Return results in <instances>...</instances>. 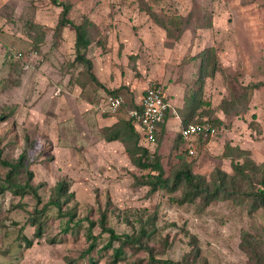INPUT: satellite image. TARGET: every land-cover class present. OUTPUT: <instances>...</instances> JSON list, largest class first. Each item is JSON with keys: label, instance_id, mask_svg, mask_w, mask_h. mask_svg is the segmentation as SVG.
I'll return each mask as SVG.
<instances>
[{"label": "rangeland", "instance_id": "1", "mask_svg": "<svg viewBox=\"0 0 264 264\" xmlns=\"http://www.w3.org/2000/svg\"><path fill=\"white\" fill-rule=\"evenodd\" d=\"M57 1L70 5L74 24H93L89 34L101 44L87 49L91 73L99 66L105 87L118 89L123 104L102 112L105 93L89 92L97 85L72 62V29L53 33L59 9L50 0H0V162L12 165L25 152L39 199L0 195V264H85L89 256L110 264V252L98 250L107 239L98 227L101 214L118 235L146 234L140 248L126 245L116 264H149L148 251L155 260L248 264L239 247L243 235L264 249V205L250 197L264 177V0ZM206 48L216 70L203 81L199 99L207 105L197 118L213 122L217 134L197 140L186 155L184 147L174 149L179 125L167 116L143 147L157 155L168 187L184 169L194 189L179 182L171 192L149 193L138 184L148 171L132 166L119 142L102 139V118L127 117L150 85L181 112L186 89H196L195 55ZM85 82L78 94L74 85ZM6 172L0 164V185ZM23 177L22 171L17 180ZM58 182L71 194L59 212L48 205ZM31 211L42 212L40 239L28 224ZM68 213L73 219L64 233ZM89 222L96 248L85 256ZM22 238L32 241L29 248Z\"/></svg>", "mask_w": 264, "mask_h": 264}, {"label": "trees", "instance_id": "2", "mask_svg": "<svg viewBox=\"0 0 264 264\" xmlns=\"http://www.w3.org/2000/svg\"><path fill=\"white\" fill-rule=\"evenodd\" d=\"M50 4L59 9L55 25L53 27V33H59L63 29L71 28L73 32V63H77L83 69V78L84 80L88 79L90 82H94L98 88H101L105 93V97L112 96H122L119 95L118 89L108 90L103 85L97 83V80L91 73V61L86 58V52L90 45L95 44L96 46H100L99 37L93 40L89 34V27L93 26V24L84 19V21L80 24H74L69 18L68 14L70 11V5L58 2L57 0H50ZM94 42V43H93ZM212 49H204L201 52L197 53L195 57L198 62V74L196 75L193 84L196 89H186L189 93L186 96L187 104L182 106L183 109L181 112L177 113L179 118V124L181 126H185L187 124H200L202 122H206L215 130L214 136L217 134L216 125L207 119L197 118V115L203 117L204 113H197V110L201 105H207L199 99L200 92L202 89V84L205 78L213 76L215 72L216 59L213 56ZM87 73V76L85 74ZM86 82L83 84H77V87L80 89V92L83 90L85 92L86 87L84 88ZM92 85V84H91ZM257 88V85L246 87L245 90ZM123 100L120 104L122 107ZM119 107V109H120ZM131 109L136 108L135 104L132 102ZM118 109V110H119ZM167 117V114L164 115L162 121L157 124L156 132L153 135V141L156 139V136L159 133V129H163V123ZM102 139L109 142H119L123 151L129 161V163L140 169L147 170V174L140 178L138 184L141 186H145L148 188L149 193H154L157 190H165L171 192L175 185L179 182H183L189 188H193L192 178L190 173L187 170L176 171L173 175V185L172 187L167 186V180L164 179L162 168L160 166L158 157L155 153H150L143 145L140 144L139 135L134 128L133 121L130 117H118L115 122H113L110 126L104 128L102 130ZM197 140H201L200 137ZM152 141V143H153ZM174 149H177L179 146L184 147V152L187 154V145L188 142L182 140L181 136L177 133L175 137ZM26 153L22 152L16 159L14 164H9L6 162H0L2 166H5L7 172L4 175L2 180V185H0V195L3 192L8 191L14 196L23 197L29 194L33 197L37 202L39 199L36 195L35 189L30 185L31 180V172L26 170L24 165V161L26 158ZM179 156V155H177ZM180 158V157H178ZM238 166H233L234 171H238ZM24 173V177L21 181L17 180V176L20 172ZM68 184L66 182H58L54 187V196L52 200L48 202V205L53 206L58 212L63 204H66L70 200V193H67ZM194 189V188H193ZM192 195V194H191ZM253 203L258 205H264V177H262L261 181V189H258L255 192L250 194ZM41 211H31L28 217L29 226L33 227V237L35 239H40L42 235L43 223L40 221ZM67 222L66 227L63 229L64 233L69 231L68 222L73 219V214L68 213L66 215ZM105 217L103 214L100 215L98 220V227L100 228V233L106 234L107 239L106 242L101 246L99 252H110V264H116L122 260L124 257L123 248L127 246H135L136 248H140V239L141 237L146 236L145 231L140 229L137 237L130 235H118L112 229L107 228L105 226ZM89 226L86 227L85 231V240L87 242V246L85 250L81 253V255H89L96 248V236L92 235L91 228L93 227V223L89 222ZM24 246L29 248L32 244V241L26 238H22ZM114 243L117 244V247H114ZM240 250L245 255L248 264H264V249L261 247L260 242L255 241L250 235L245 234L241 237V241L239 244ZM148 259L149 264H189L190 261L186 257L180 259L179 261H171V260H155L150 255L148 251ZM192 262V260H191ZM64 264H74V261L66 260ZM85 264H97L91 256L87 257Z\"/></svg>", "mask_w": 264, "mask_h": 264}, {"label": "built area", "instance_id": "3", "mask_svg": "<svg viewBox=\"0 0 264 264\" xmlns=\"http://www.w3.org/2000/svg\"><path fill=\"white\" fill-rule=\"evenodd\" d=\"M121 102L120 96H104L101 106L102 112L106 114L114 113L119 109ZM135 107L129 110L128 117L133 121L141 145L152 143L157 124L162 121L165 114L172 120L177 121L179 125L178 134L182 140L188 142L187 154L189 156L194 153L193 145L198 137L201 140H205L212 138L215 134V130L206 122L181 126L178 115L165 100L162 90L157 86L150 85L145 88L139 99L135 102Z\"/></svg>", "mask_w": 264, "mask_h": 264}, {"label": "crops", "instance_id": "4", "mask_svg": "<svg viewBox=\"0 0 264 264\" xmlns=\"http://www.w3.org/2000/svg\"><path fill=\"white\" fill-rule=\"evenodd\" d=\"M89 48V47H88ZM100 48V47H99ZM88 51V50H87ZM86 55H87V52H86ZM93 66H94V64H93ZM92 74H93V76L95 77V79L97 80V83H99L100 85H103L104 87H105V84H104V82H105V78H104V75H103V72H102V70H101V68L98 66V69L96 68V65H95V67L93 68V72H92ZM74 87L75 88H77L78 89V94L80 93V89L76 86V85H74ZM106 88V87H105ZM117 88V87H116ZM96 89L98 90V92H100V95L102 94V93H104L103 91H102V89L101 88H94V87H91V88H89L88 89V91L90 92L91 90H92V92H97L96 91ZM94 90V91H93ZM98 92H97V94H98ZM164 92V91H163ZM141 94H142V92H141ZM141 94H140V96H141ZM164 94V97H165V100L169 103V105L174 109V107H173V103H171L170 102V99H169V97H167L166 96V94H165V92L163 93ZM104 97V96H103ZM174 101V100H173ZM86 102V104H88V106L90 107L91 105H90V101H85ZM90 113V116H92V113L91 112H89ZM102 121L104 122V124H103V127L104 128H106V127H108V126H110L113 122H115V119L114 118H111V117H105V118H102ZM100 127H102V124H100ZM102 127V128H103ZM104 142V141H103ZM105 143V142H104ZM112 144H117V142H109V143H107V145H109V146H112ZM114 146V145H113ZM195 148V147H194Z\"/></svg>", "mask_w": 264, "mask_h": 264}]
</instances>
